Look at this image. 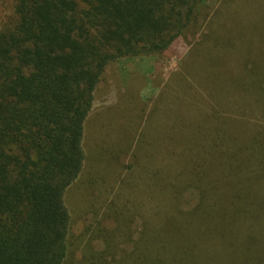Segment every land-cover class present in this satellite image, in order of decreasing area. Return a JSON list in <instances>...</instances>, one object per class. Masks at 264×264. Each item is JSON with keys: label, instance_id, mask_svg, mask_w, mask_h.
Here are the masks:
<instances>
[{"label": "rangeland", "instance_id": "374dc122", "mask_svg": "<svg viewBox=\"0 0 264 264\" xmlns=\"http://www.w3.org/2000/svg\"><path fill=\"white\" fill-rule=\"evenodd\" d=\"M200 10L179 45L105 67L64 264H264V0Z\"/></svg>", "mask_w": 264, "mask_h": 264}, {"label": "trees", "instance_id": "16d2710c", "mask_svg": "<svg viewBox=\"0 0 264 264\" xmlns=\"http://www.w3.org/2000/svg\"><path fill=\"white\" fill-rule=\"evenodd\" d=\"M8 2L10 20L0 23V264H64V193L82 170L84 123L105 67L179 45L203 0Z\"/></svg>", "mask_w": 264, "mask_h": 264}]
</instances>
